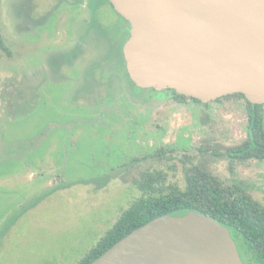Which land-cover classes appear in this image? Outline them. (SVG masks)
I'll use <instances>...</instances> for the list:
<instances>
[{
    "label": "rangeland",
    "instance_id": "rangeland-1",
    "mask_svg": "<svg viewBox=\"0 0 264 264\" xmlns=\"http://www.w3.org/2000/svg\"><path fill=\"white\" fill-rule=\"evenodd\" d=\"M76 1L0 0V264H78L140 196L133 179L148 168L184 188L185 166L199 164L264 204V161L231 169L222 155L248 137L244 102L179 103L125 83L111 92L92 69L109 50ZM97 18L122 19L110 1ZM163 145L172 159L131 164Z\"/></svg>",
    "mask_w": 264,
    "mask_h": 264
},
{
    "label": "water",
    "instance_id": "water-1",
    "mask_svg": "<svg viewBox=\"0 0 264 264\" xmlns=\"http://www.w3.org/2000/svg\"><path fill=\"white\" fill-rule=\"evenodd\" d=\"M110 2L130 25L123 55L137 86L264 104V0ZM91 264L245 263L227 226L191 210L151 220Z\"/></svg>",
    "mask_w": 264,
    "mask_h": 264
},
{
    "label": "trees",
    "instance_id": "trees-1",
    "mask_svg": "<svg viewBox=\"0 0 264 264\" xmlns=\"http://www.w3.org/2000/svg\"><path fill=\"white\" fill-rule=\"evenodd\" d=\"M102 1L110 0L76 1L78 5L86 6L87 14L84 23L87 27L94 28L97 31V39L104 42L106 47L113 40L116 42L115 49L117 52L105 55L95 63L92 69L100 67L105 71L107 76H103L102 80L109 86L111 92H121L124 88V83L128 86L126 92H132L129 85H137L126 71L122 54L125 40L121 42L120 38L126 30L129 37V27H127L129 22L117 12L122 18L121 20L103 24L97 18L98 4ZM110 4L113 6V3L110 2ZM77 7L78 10H76ZM79 7L77 5L74 6V10L78 14L81 13ZM0 46L6 49L2 35H0ZM115 57L121 61L117 59L114 61ZM106 69L110 71H106ZM113 73L118 74L115 75L117 78L113 76ZM113 80L118 82V87L113 85ZM151 89L157 90L155 88ZM166 90L171 91L172 99L179 103L191 100L208 106L214 102H244L248 111L247 139L238 145L226 148L223 154L218 153L216 150L213 153L215 156L222 154L228 157L231 161V169L237 163H245L250 160L264 161V114L261 113V108L264 104L251 103L243 93L225 95L211 102L204 103L197 98L179 94L174 89L167 88ZM130 121L127 120L126 122ZM198 150H200V153L205 154L211 149L209 146H199ZM172 151H174L172 147L157 146L151 152L140 157L135 156L131 164L149 157L163 159L168 157L166 155L167 152ZM168 158L172 159V156ZM125 165L128 166L129 164ZM184 175L185 186L183 188L174 182H170L169 175L165 170L150 168L143 170L139 176L133 179V184L141 192L140 196L122 213L115 225L78 264H91L122 238L157 217L163 215L183 216L191 210L209 214L227 226L238 245L245 264L247 263L244 259V253L247 255L249 264H264V204L247 192L246 186L237 182L229 183L202 165L185 166Z\"/></svg>",
    "mask_w": 264,
    "mask_h": 264
},
{
    "label": "flooded vegetation",
    "instance_id": "flooded-vegetation-1",
    "mask_svg": "<svg viewBox=\"0 0 264 264\" xmlns=\"http://www.w3.org/2000/svg\"><path fill=\"white\" fill-rule=\"evenodd\" d=\"M129 35H130V25H129ZM115 41L113 40L112 41V43L107 47V50H109V53H116L117 52V50L115 49ZM123 54V53H122ZM123 58H124V55H123ZM119 60V58H114V61L115 60ZM119 61H121V60H119ZM124 62H125V59H124ZM125 66H126V62H125ZM126 71H127V68H126ZM128 73V72H127ZM114 75L113 76H115V75H118V74H115V73H113ZM115 78H117L116 76H115ZM122 92V91H121Z\"/></svg>",
    "mask_w": 264,
    "mask_h": 264
}]
</instances>
